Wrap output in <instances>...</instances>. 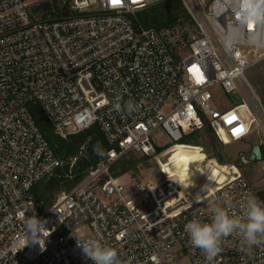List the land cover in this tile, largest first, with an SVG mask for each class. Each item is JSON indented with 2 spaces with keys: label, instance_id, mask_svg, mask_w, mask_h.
Returning a JSON list of instances; mask_svg holds the SVG:
<instances>
[{
  "label": "built area",
  "instance_id": "built-area-1",
  "mask_svg": "<svg viewBox=\"0 0 264 264\" xmlns=\"http://www.w3.org/2000/svg\"><path fill=\"white\" fill-rule=\"evenodd\" d=\"M160 1L70 0L67 13L41 18L30 0H0V264H93L78 241L96 236L118 249L124 264H209L184 225L193 216L207 221L212 207L227 202L238 214L247 197H257L240 172L209 195L187 198L180 175L149 184L112 171L126 153H157L160 131L179 144L208 121L231 143L245 139L264 113L246 76L264 50L228 51L222 42L233 12L221 0H182L198 32L183 52L171 49L162 30L136 23L139 11ZM217 88L240 101L216 106ZM117 97L138 111L117 113ZM32 104L61 136L98 123L115 146L50 206L36 200L33 187L63 161ZM36 219L39 232L27 228ZM212 264H264V245L249 249L237 236L224 238Z\"/></svg>",
  "mask_w": 264,
  "mask_h": 264
},
{
  "label": "trees",
  "instance_id": "trees-1",
  "mask_svg": "<svg viewBox=\"0 0 264 264\" xmlns=\"http://www.w3.org/2000/svg\"><path fill=\"white\" fill-rule=\"evenodd\" d=\"M31 8L33 15L36 17L59 16L70 10V0L65 2L63 0H40L31 5ZM185 22H188L193 27L195 34L198 33L197 24L192 20L182 0H162L157 2L139 11L136 20L137 24L148 27L153 26L159 30L172 29L178 24ZM166 41L171 49L177 50L174 41ZM260 94L264 104V94L262 91H260ZM31 110L55 154L63 161L62 166L58 167L48 177L40 180L33 187V194L36 200L44 201L45 206H50L54 202L58 191H68L75 187L83 180L91 168L96 167L107 158L108 151L115 146L110 143L98 123L63 137L56 132L54 125L49 121L39 104H32ZM225 141L228 143L227 139ZM179 144L202 146L209 159L210 157L216 158L221 163H227L220 151L223 143L219 140L208 121H206L202 129H196L186 134ZM96 145L102 146L104 149L103 155H98L93 150ZM132 165H134V162H127L125 157L121 156L113 165L112 171L115 175H121L126 173ZM182 181L184 187L193 193L194 184L198 182V179L190 183L185 180L183 175ZM256 196L260 201H264V189L257 190Z\"/></svg>",
  "mask_w": 264,
  "mask_h": 264
},
{
  "label": "rangeland",
  "instance_id": "rangeland-1",
  "mask_svg": "<svg viewBox=\"0 0 264 264\" xmlns=\"http://www.w3.org/2000/svg\"><path fill=\"white\" fill-rule=\"evenodd\" d=\"M38 1L40 0H30V4L33 5ZM162 31L169 40L175 42L177 47L182 46L180 49L183 52L187 51L183 45L188 43V40L195 35L193 27L188 22L178 24L172 29H162ZM246 76L262 100L260 91L264 94V60L250 67L246 72ZM239 101L240 96L238 94L227 93L222 88H217L214 91L213 102L218 107L227 108ZM252 111L256 113L253 108ZM259 120V123L253 126L251 133L243 140L224 143L219 139L223 143L220 151L227 163H221L216 158L210 157L209 159L202 146L170 143L167 135L160 131L155 137V143L159 145L157 153L147 156L139 152H129L123 155L127 162H134V165L126 173L134 176L140 182L149 184L163 180L165 174L170 176L180 175L181 181L184 175L185 180L190 183L198 179V182L194 184L193 193L185 189L191 196L199 197L212 187H220L240 172L248 181L250 188L256 193L257 190L264 189V157L260 161L247 163L243 160V154L250 152L255 144H260L264 151L263 112H259ZM185 158L193 161L190 172H184L180 167L181 161ZM61 191H58L57 195ZM183 264L188 263L186 261Z\"/></svg>",
  "mask_w": 264,
  "mask_h": 264
},
{
  "label": "clouds",
  "instance_id": "clouds-1",
  "mask_svg": "<svg viewBox=\"0 0 264 264\" xmlns=\"http://www.w3.org/2000/svg\"><path fill=\"white\" fill-rule=\"evenodd\" d=\"M224 11H232L235 23L225 27L222 42L228 51L241 46L264 50V0H221ZM243 64V59L240 60ZM117 113L131 115L138 111V105L133 102L117 101L112 104ZM98 155H103L100 145L93 149ZM242 211L234 214L231 202L210 209L207 221L193 216L184 225L189 243L199 249L209 264L221 251L224 238L237 236L246 248L264 245V201L255 196L247 197L240 205ZM28 229L39 232L38 219L27 225ZM82 243L83 251L93 264H124L118 249L103 242L102 237L96 236ZM155 259V257H153ZM130 264V261L128 262Z\"/></svg>",
  "mask_w": 264,
  "mask_h": 264
},
{
  "label": "water",
  "instance_id": "water-1",
  "mask_svg": "<svg viewBox=\"0 0 264 264\" xmlns=\"http://www.w3.org/2000/svg\"><path fill=\"white\" fill-rule=\"evenodd\" d=\"M263 158V151L260 144L253 145L250 152L243 154V160L247 163L260 161Z\"/></svg>",
  "mask_w": 264,
  "mask_h": 264
},
{
  "label": "bare ground",
  "instance_id": "bare-ground-1",
  "mask_svg": "<svg viewBox=\"0 0 264 264\" xmlns=\"http://www.w3.org/2000/svg\"><path fill=\"white\" fill-rule=\"evenodd\" d=\"M180 167L184 172H190L192 170L193 167V161L189 158H185L181 161L180 163ZM180 185L185 189L182 181H181V177H180ZM216 188L212 187L209 191H207L205 194L209 195L212 191H214ZM186 190V189H185ZM187 191V190H186ZM204 195V194H203ZM202 196V195H201ZM199 196V197H201ZM187 198H190L191 195L189 194V196H186ZM195 197V196H194ZM174 197H169V201H172ZM198 198V196H197Z\"/></svg>",
  "mask_w": 264,
  "mask_h": 264
},
{
  "label": "snow or ice",
  "instance_id": "snow-or-ice-1",
  "mask_svg": "<svg viewBox=\"0 0 264 264\" xmlns=\"http://www.w3.org/2000/svg\"><path fill=\"white\" fill-rule=\"evenodd\" d=\"M118 2H119V0H113V3H118ZM237 55H239V54H237ZM198 82H199V80H198ZM243 130H244L243 126H241L240 128L236 129V132L234 134H238V133L242 132Z\"/></svg>",
  "mask_w": 264,
  "mask_h": 264
}]
</instances>
